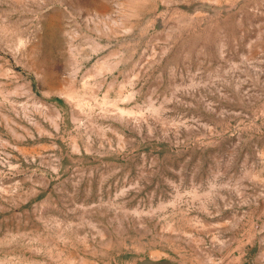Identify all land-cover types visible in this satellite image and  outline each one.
Returning <instances> with one entry per match:
<instances>
[{"label":"rangeland","instance_id":"1","mask_svg":"<svg viewBox=\"0 0 264 264\" xmlns=\"http://www.w3.org/2000/svg\"><path fill=\"white\" fill-rule=\"evenodd\" d=\"M0 264H264V0H0Z\"/></svg>","mask_w":264,"mask_h":264}]
</instances>
